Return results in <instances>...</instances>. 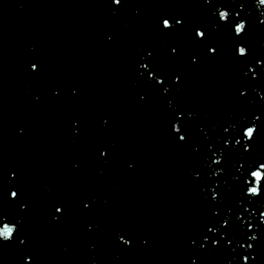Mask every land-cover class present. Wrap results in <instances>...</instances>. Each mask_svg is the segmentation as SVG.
Returning a JSON list of instances; mask_svg holds the SVG:
<instances>
[{"label": "snow or ice", "instance_id": "1", "mask_svg": "<svg viewBox=\"0 0 264 264\" xmlns=\"http://www.w3.org/2000/svg\"><path fill=\"white\" fill-rule=\"evenodd\" d=\"M242 30H243V31L245 30V29H243V26H242ZM200 33L202 34V37L205 35L204 32H202V31H200ZM195 34H196V33H195ZM33 67H35V65H34ZM248 135H249V136H253L254 134H253L252 131H249ZM58 209H59V208H57L56 211H57ZM10 232H11V228H5L3 234L6 235V234H9Z\"/></svg>", "mask_w": 264, "mask_h": 264}]
</instances>
